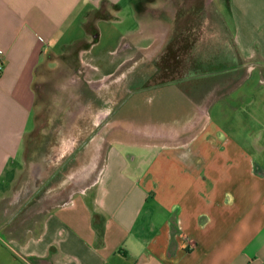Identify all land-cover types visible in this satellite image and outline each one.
I'll return each instance as SVG.
<instances>
[{"label": "crops", "instance_id": "crops-1", "mask_svg": "<svg viewBox=\"0 0 264 264\" xmlns=\"http://www.w3.org/2000/svg\"><path fill=\"white\" fill-rule=\"evenodd\" d=\"M106 34L117 38L111 75L84 59ZM129 34L146 45L135 47ZM63 60L103 72L93 82L118 84L102 107L88 102L86 129H145V150L110 153L126 141H108L94 183L31 214L22 178L39 129L38 85ZM0 62L6 264H264V87L253 86H264V0H0ZM131 78L143 104L153 86L160 101L170 99L165 108H148L147 119L117 109ZM60 145L57 137L38 146V160L48 154L58 169L39 177L35 194L80 162L73 149L64 164Z\"/></svg>", "mask_w": 264, "mask_h": 264}, {"label": "rangeland", "instance_id": "rangeland-1", "mask_svg": "<svg viewBox=\"0 0 264 264\" xmlns=\"http://www.w3.org/2000/svg\"><path fill=\"white\" fill-rule=\"evenodd\" d=\"M129 20L130 18H128L127 15V28L131 24ZM228 26L230 25L228 24ZM106 27L107 26H104L103 30H106ZM127 36H129L130 40L134 42V46L136 45L138 47V45H146L147 41L138 34H129ZM116 39V36H109V34H106L103 42L90 50V52L86 53L84 59H86L92 67L97 68V70L101 69L106 74L110 73L109 75H111L116 73L118 69L117 66L111 64L116 57L109 54V50L116 46ZM217 41L218 39L216 42ZM209 48L211 47L207 44L208 51H210ZM74 63H76V61ZM68 64V62L63 60L59 65V69L56 71V78L54 76H51L50 78L42 77L38 85V89L42 93V98L39 99V104L36 109V113H38L40 117L38 120L39 129L34 137L29 139V143L27 144L29 151L27 155V170L22 178L24 185H27L31 191V214L34 213L33 211H37V209L48 211L50 207L64 202L69 197V194H72L75 191H81L83 188L94 183L99 173L98 169L101 166L99 160L100 162L103 161L105 150L107 149V146H103V144H107L108 141L111 142L115 139L117 140L121 138L126 141L124 143L115 142L111 144V147L108 148L110 153H114L113 151L116 150L117 153H122L123 156L129 154L130 156L135 157L141 155L145 150L142 146L146 141V138H144L143 135L148 133L147 131H144L145 129L130 131L128 125L122 129L117 128L116 130H111L114 128L113 126L110 129L107 128L104 133L98 131L92 132L86 129V126L84 125L86 116L87 114L91 115V110L87 109L89 108L88 102L90 101L93 103L94 109H92V111L102 107V104H105L103 101L106 102L110 98H108L109 93L111 92L110 89L118 87V84L115 83L116 79H111L113 82H111V80L93 82L92 79L98 80L104 78L103 72L92 70L93 73L91 70L81 67V64L74 65V67ZM133 73L135 75H132L131 77L135 78L137 73H135V71ZM145 73V71H142L143 75ZM146 74H148V76L150 75L149 73ZM132 78L131 81L127 80L122 84L124 85V89H120L125 94L126 98L118 100L119 102L115 100L117 101V106L115 107H118L117 109H120L119 107H121L123 109L122 112L127 113L126 115H130L132 111L134 113L139 110L141 113L136 114V117L147 119L149 118L146 115L148 108H163L170 101L166 96L160 101V99L157 98L159 95L154 92V89H151L153 86H149L147 87L148 89L145 91V94H143L144 100L147 101L146 104H143L138 98L141 97V95L137 94L135 91L136 85ZM146 78L147 77H145V79ZM151 84L152 83H141V85L145 86ZM246 85L249 86V84ZM253 86L255 89L259 90L264 87L263 85H260L258 79L255 80ZM91 89L94 90L93 94L90 93ZM247 89L248 87L246 88L244 86L241 90ZM91 96L94 98H91ZM74 97H76V99H74ZM87 97L89 98L87 99ZM70 106L72 107V111H74L73 108L75 106V112L69 115L68 111ZM65 110L67 111V114H64ZM213 110L214 106L212 105L211 114H213ZM55 123H60V130L54 132L56 135L53 137V127H56ZM42 127L45 129L42 130ZM57 137L61 138L60 148L63 163L64 160L68 159V156L71 151L73 152V149L77 150V156L80 162H77L78 164L74 163L70 166L68 165V167H66L67 169L56 178L54 184L50 185L51 187L47 186L42 188L38 194H35L39 190V187H37L39 185V177L45 175L48 178L50 171H54L53 173H55V170L58 169V163L55 164V169H49L50 165L47 160L50 158L48 157V154H45L47 157L46 159L43 158V161H41V159L38 160V146ZM92 139H94V141L91 143ZM97 144L99 147L96 150ZM154 150L156 149L154 148ZM92 161H94V163H92ZM47 182H49L48 179L46 180V184ZM33 193L35 195H32ZM6 262L7 260L4 255L0 254V264H6Z\"/></svg>", "mask_w": 264, "mask_h": 264}, {"label": "built area", "instance_id": "built-area-1", "mask_svg": "<svg viewBox=\"0 0 264 264\" xmlns=\"http://www.w3.org/2000/svg\"><path fill=\"white\" fill-rule=\"evenodd\" d=\"M2 71H3V64L0 62V75H1Z\"/></svg>", "mask_w": 264, "mask_h": 264}]
</instances>
